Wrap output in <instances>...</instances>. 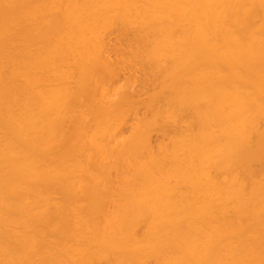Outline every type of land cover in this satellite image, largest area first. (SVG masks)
<instances>
[{
  "label": "bare ground",
  "instance_id": "1",
  "mask_svg": "<svg viewBox=\"0 0 264 264\" xmlns=\"http://www.w3.org/2000/svg\"><path fill=\"white\" fill-rule=\"evenodd\" d=\"M0 264H264V0H0Z\"/></svg>",
  "mask_w": 264,
  "mask_h": 264
},
{
  "label": "rangeland",
  "instance_id": "2",
  "mask_svg": "<svg viewBox=\"0 0 264 264\" xmlns=\"http://www.w3.org/2000/svg\"><path fill=\"white\" fill-rule=\"evenodd\" d=\"M116 38V33H114L113 32V34H111L110 35V37H109V39H110V41L112 42V41H114V39ZM127 72V71H126ZM129 75H130V72H129ZM131 78H133V76H131ZM128 119V121L130 122V120H129V117H127ZM127 129V130H126ZM126 133H128V126H126L125 128H124V134H126ZM152 141L154 142V141H156V139L158 138V135L155 133V132H153L152 133Z\"/></svg>",
  "mask_w": 264,
  "mask_h": 264
}]
</instances>
